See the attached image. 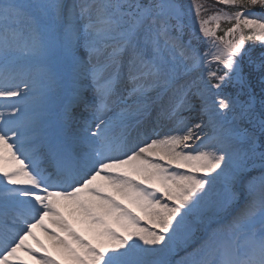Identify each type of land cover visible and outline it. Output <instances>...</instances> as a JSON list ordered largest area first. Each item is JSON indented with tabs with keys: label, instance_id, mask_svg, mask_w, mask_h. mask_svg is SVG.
<instances>
[{
	"label": "snow or ice",
	"instance_id": "1",
	"mask_svg": "<svg viewBox=\"0 0 264 264\" xmlns=\"http://www.w3.org/2000/svg\"><path fill=\"white\" fill-rule=\"evenodd\" d=\"M0 264H264V0H0Z\"/></svg>",
	"mask_w": 264,
	"mask_h": 264
},
{
	"label": "rangeland",
	"instance_id": "2",
	"mask_svg": "<svg viewBox=\"0 0 264 264\" xmlns=\"http://www.w3.org/2000/svg\"><path fill=\"white\" fill-rule=\"evenodd\" d=\"M185 2H187V0H185ZM208 3H211V0H207ZM57 70L61 73V76L64 78L63 79V82L61 83L60 85V88L58 89L57 93H56V96H60L62 97L64 94H65V91L67 90L68 87H70V80L67 78V74L63 68L62 65H57ZM55 96V97H56ZM54 97V98H55ZM53 98V99H54ZM55 102V101H54ZM58 103V102H57ZM40 232V231H39ZM37 235V234H36ZM41 240L42 239H45L46 237L44 236V234L42 232H40V234L37 235ZM30 243H34L32 241H29ZM46 243V242H45ZM182 252H180L176 257L175 259H178L180 254ZM21 256H23L25 259H27V256L25 253H20Z\"/></svg>",
	"mask_w": 264,
	"mask_h": 264
},
{
	"label": "bare ground",
	"instance_id": "3",
	"mask_svg": "<svg viewBox=\"0 0 264 264\" xmlns=\"http://www.w3.org/2000/svg\"><path fill=\"white\" fill-rule=\"evenodd\" d=\"M59 99H60V96H56L55 98H54V100L55 101H59ZM36 234L38 235V234H40V232H39V230H36ZM44 242H46L47 243V240H46V238L45 239H42ZM184 255V253L182 252L181 254H180V256H183ZM180 256H179V258H180ZM178 258V259H179ZM177 259V260H178Z\"/></svg>",
	"mask_w": 264,
	"mask_h": 264
},
{
	"label": "trees",
	"instance_id": "4",
	"mask_svg": "<svg viewBox=\"0 0 264 264\" xmlns=\"http://www.w3.org/2000/svg\"><path fill=\"white\" fill-rule=\"evenodd\" d=\"M257 51H259V49H257Z\"/></svg>",
	"mask_w": 264,
	"mask_h": 264
}]
</instances>
